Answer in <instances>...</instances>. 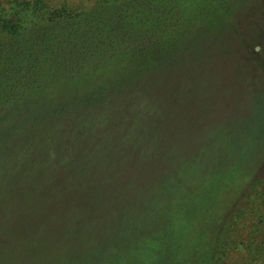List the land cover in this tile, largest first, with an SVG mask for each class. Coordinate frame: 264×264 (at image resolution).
<instances>
[{"label": "trees", "instance_id": "obj_1", "mask_svg": "<svg viewBox=\"0 0 264 264\" xmlns=\"http://www.w3.org/2000/svg\"><path fill=\"white\" fill-rule=\"evenodd\" d=\"M186 1L172 0L180 7L176 13L169 7V18H164L166 8L140 3L128 13L122 0H95L96 8L85 11L70 0H0V244H5L0 247H8L9 254L15 252L22 260L23 254L46 247L47 258L34 264H251L260 260L264 250V167L246 185L218 225V232L182 226L185 230L157 235V241H167L158 247L157 243L147 246L141 242L147 225L138 224L143 216L154 220L153 211L169 202V170L135 168L134 178L138 173L152 177L155 191L144 185L128 201H114L112 193L106 198L107 181L112 190H116L113 185H120L110 182L109 173L119 171L121 161L137 162V148L144 160L164 136L163 145H168L169 130L164 128L166 119L144 109V117L134 111L125 113L126 120L117 132L111 115L118 113V104L132 100L135 89L130 86L124 91L117 78L110 81L108 75L92 88H88V78L87 84L80 78L89 65H115L119 57L131 61L130 70L158 69L153 75L176 65L178 55L174 51L169 55V46L144 44L157 31L172 29L171 16L185 15L193 7H185ZM204 1L192 0V4ZM205 3L201 5L212 14L220 13L219 7ZM133 131L140 134L133 135ZM83 161L93 166L107 161L111 167L107 180L84 183L86 190L78 197L94 194L93 198L100 199L93 206L87 204V211L73 201H61L70 198L61 196L68 195L42 199L35 194L15 197L5 191L35 172L49 176ZM48 201L56 203L58 210H47ZM100 208L103 211L98 214ZM15 213L18 218L13 221ZM209 217L200 223L210 225L214 215ZM169 237L179 242L171 243ZM149 249L153 251L147 256L154 261L139 262ZM8 257L0 252V264Z\"/></svg>", "mask_w": 264, "mask_h": 264}, {"label": "rangeland", "instance_id": "obj_2", "mask_svg": "<svg viewBox=\"0 0 264 264\" xmlns=\"http://www.w3.org/2000/svg\"><path fill=\"white\" fill-rule=\"evenodd\" d=\"M70 1L84 9L81 11L96 8L95 0ZM128 1L121 2L125 3L124 9L128 13L133 12L135 4L145 3L148 7L166 8L168 14L164 18H169V7L174 13L180 7L172 0ZM204 3L219 7L220 13L212 14L202 6ZM195 4H192V0L183 3L185 7H193L186 9L188 12L185 15L177 13L171 16L174 19L172 29L157 31L152 40L144 44L158 42L162 48L169 46V55L173 51L178 55L179 62L173 67L168 65L162 72L153 75L158 69L148 72L146 69L130 70L131 61L126 62V58L119 57L115 65L110 62L89 65V70L86 69L80 78L86 84L88 78V88H92V85H100L102 77L108 75L110 81L117 78L124 91L129 90L130 86L135 89L132 100L121 102L120 107L118 104V113L111 115L116 119L117 132L122 127V120H126L124 114L128 112L134 111L136 116L144 117L142 111L148 109L166 119L164 128L169 130L166 139L168 145H163L164 136L161 143L157 141L150 157L145 154L147 158L144 160L140 159L137 148V162L121 161L120 170L109 173L110 182L120 184L113 185L116 190L111 189L108 181L106 183V198L112 193L114 201H128L130 197L134 198L133 195L136 196L138 187L149 185L153 188L155 184L150 176H139L138 173V177L134 178L133 169L148 167L147 171L169 170V202H164L165 205L159 210L150 213L154 220H149L151 216H143V221L138 224L144 228L147 225V232L141 240L147 246L157 243L158 247L161 242L166 244V240L157 241L156 236L164 232L168 235L169 232L187 230L191 226L205 231L208 229L211 233L218 232V225L246 185L264 167V0H249L244 4L237 0H205ZM131 22L126 20L128 24ZM133 23V26L136 25V22ZM179 42L183 43L181 47L178 46ZM183 49L184 52L180 53ZM148 117L152 118V115L148 114ZM131 134L139 135L140 131ZM61 168L49 176L43 171L35 172L17 186L5 187V191L15 197L35 194L42 196L37 197L42 199L68 195L61 196L70 197L61 201H73L85 211L89 209L87 204H97L95 200L100 199L93 198L94 194L78 196L86 190L83 187L85 182L107 180V171L111 169L107 161L97 166L89 161L76 162ZM63 171L65 175H61ZM132 180L136 184L129 183ZM91 184L98 185L97 182ZM197 206L201 208L195 212ZM116 207L115 211H118ZM45 208L56 211L58 205L48 201ZM102 211L103 208H100L98 214ZM209 215H214L213 223H200L201 220H209ZM17 218V213L12 215L13 221ZM169 242L178 243L179 240L169 237ZM205 242L206 239L201 240L200 245ZM86 244L82 246L83 249ZM0 246L4 247L5 244L1 243ZM2 247L0 252L9 257L4 258L1 264H34L47 258L46 247L23 254L22 260L15 252L9 254L8 247ZM152 251L149 249L143 253L139 262L154 261L152 256H147ZM251 264H264V250L260 253V260Z\"/></svg>", "mask_w": 264, "mask_h": 264}]
</instances>
